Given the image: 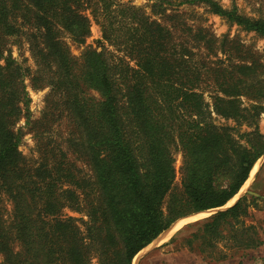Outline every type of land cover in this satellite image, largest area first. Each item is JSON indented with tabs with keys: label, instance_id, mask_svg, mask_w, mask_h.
I'll list each match as a JSON object with an SVG mask.
<instances>
[{
	"label": "trees",
	"instance_id": "obj_1",
	"mask_svg": "<svg viewBox=\"0 0 264 264\" xmlns=\"http://www.w3.org/2000/svg\"><path fill=\"white\" fill-rule=\"evenodd\" d=\"M150 1L162 21L123 0H0V187L13 203L10 222L0 208L2 263L133 264L178 220L226 206L264 156V52L166 12L169 5L204 2L261 38L264 16L216 0ZM93 23L102 47L87 48L78 60L68 39L85 44ZM24 34L34 72L4 55L6 40ZM28 76L61 95L74 127L67 151L47 146L35 167L25 164L16 128L30 102ZM250 198L199 224L201 251L242 223L260 200Z\"/></svg>",
	"mask_w": 264,
	"mask_h": 264
},
{
	"label": "rangeland",
	"instance_id": "obj_2",
	"mask_svg": "<svg viewBox=\"0 0 264 264\" xmlns=\"http://www.w3.org/2000/svg\"><path fill=\"white\" fill-rule=\"evenodd\" d=\"M179 2V0H176ZM224 8L231 9L238 7L239 11L249 16H264V5L260 6L258 0H229L225 5L222 0H216ZM132 6L141 8L146 14L156 20L162 21V16L154 15L152 12L153 1L150 0H123ZM167 14L177 13L184 15L187 22L194 26H203L212 31L216 36H227L230 40H239L258 53L264 52V38L254 32H247L235 24H230L227 19L213 14L209 11L204 2L193 4H173L167 8ZM69 48L72 55L80 60L82 53L87 48L101 49L102 38L98 25L92 24L91 35L83 45H78L68 39ZM5 56L11 55L25 70L30 68L33 72L38 68L33 56L27 36L24 34L20 38H10L5 43ZM3 63V61L1 62ZM28 96L30 99L28 110L16 125L21 129L22 141L20 151L25 159V164L35 167L40 164L47 146L61 147L67 151V139L74 132V127L64 109L61 95L52 91L49 86L36 87L32 81V76L25 79ZM88 94L99 98L96 91L89 90ZM207 101L211 102L207 96ZM249 102L244 100V106L249 107ZM215 121L219 125H226L228 122L220 118ZM248 130L242 127V131ZM259 130L264 134V113L259 119ZM71 157V156H70ZM175 168L177 171L176 186H180L182 165V154L175 151ZM75 158V156H74ZM77 166L82 169L83 174L91 175V170L81 159L77 160ZM255 174L247 180L240 192L230 202L224 206L225 209L232 207L239 198L247 197L251 202L249 191L258 194L253 196L260 200L253 203L249 208V214L242 219V223L226 229L221 236V240L215 244L214 248L202 250L201 236L194 237L199 232V224L211 217L215 212L207 211L196 213L178 220L165 233L161 234L152 244L143 249L133 260V264H264V156L255 164ZM253 171V170H252ZM252 173V172H251ZM251 175V174H250ZM237 203V202H236ZM0 208L4 214V219L8 222L12 220L13 203L0 187ZM65 214L81 218V215L69 210ZM253 239L260 241L261 245L253 248H241L238 241ZM15 251H20L21 244L15 243ZM3 258H0V264Z\"/></svg>",
	"mask_w": 264,
	"mask_h": 264
},
{
	"label": "water",
	"instance_id": "obj_3",
	"mask_svg": "<svg viewBox=\"0 0 264 264\" xmlns=\"http://www.w3.org/2000/svg\"><path fill=\"white\" fill-rule=\"evenodd\" d=\"M248 194L253 195V196H256V197L259 196L258 194L254 193V192H251V191H249ZM239 200H240V198H239L236 202H238ZM236 202H235L233 205H235ZM233 205H231V206H233ZM224 209H225V207H222V208H219V209L211 210V212H215V213H216V212H218V211H220V210H224ZM164 233H165V232H164ZM146 248H147V247H146Z\"/></svg>",
	"mask_w": 264,
	"mask_h": 264
},
{
	"label": "bare ground",
	"instance_id": "obj_4",
	"mask_svg": "<svg viewBox=\"0 0 264 264\" xmlns=\"http://www.w3.org/2000/svg\"><path fill=\"white\" fill-rule=\"evenodd\" d=\"M255 168V167H254ZM255 171H256V169H253V171H252V173H251V175H250V177L252 178V176L255 174Z\"/></svg>",
	"mask_w": 264,
	"mask_h": 264
},
{
	"label": "clouds",
	"instance_id": "obj_5",
	"mask_svg": "<svg viewBox=\"0 0 264 264\" xmlns=\"http://www.w3.org/2000/svg\"><path fill=\"white\" fill-rule=\"evenodd\" d=\"M222 2L227 5L229 3V0H222Z\"/></svg>",
	"mask_w": 264,
	"mask_h": 264
}]
</instances>
